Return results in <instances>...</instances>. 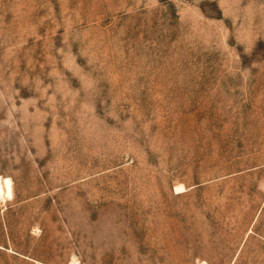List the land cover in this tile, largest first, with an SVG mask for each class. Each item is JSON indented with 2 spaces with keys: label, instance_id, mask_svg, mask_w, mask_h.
I'll return each mask as SVG.
<instances>
[{
  "label": "rangeland",
  "instance_id": "obj_1",
  "mask_svg": "<svg viewBox=\"0 0 264 264\" xmlns=\"http://www.w3.org/2000/svg\"><path fill=\"white\" fill-rule=\"evenodd\" d=\"M0 176V264H264V0H0Z\"/></svg>",
  "mask_w": 264,
  "mask_h": 264
},
{
  "label": "bare ground",
  "instance_id": "obj_2",
  "mask_svg": "<svg viewBox=\"0 0 264 264\" xmlns=\"http://www.w3.org/2000/svg\"><path fill=\"white\" fill-rule=\"evenodd\" d=\"M177 189L180 187H176ZM11 180L0 176V196H11Z\"/></svg>",
  "mask_w": 264,
  "mask_h": 264
}]
</instances>
